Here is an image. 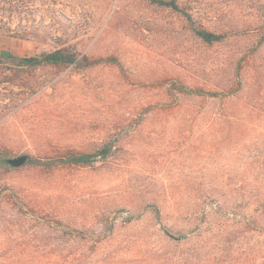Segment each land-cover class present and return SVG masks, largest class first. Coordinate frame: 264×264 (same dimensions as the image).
<instances>
[{"label": "rangeland", "instance_id": "374dc122", "mask_svg": "<svg viewBox=\"0 0 264 264\" xmlns=\"http://www.w3.org/2000/svg\"><path fill=\"white\" fill-rule=\"evenodd\" d=\"M199 3L221 40L152 0H0V151L114 143L86 166L0 159V264H264V8ZM66 46L122 68L18 58Z\"/></svg>", "mask_w": 264, "mask_h": 264}, {"label": "trees", "instance_id": "16d2710c", "mask_svg": "<svg viewBox=\"0 0 264 264\" xmlns=\"http://www.w3.org/2000/svg\"><path fill=\"white\" fill-rule=\"evenodd\" d=\"M152 1L159 5L181 12L182 15H184L186 19L190 22V28L193 30L194 34H196L203 41L207 43H214L217 42L218 40H221L224 37L223 34L220 33L217 34L216 32L205 28L201 24L196 23L193 13L195 7L197 6H194L192 3L198 2V4H200L199 0H152ZM262 1L263 0H259V7H261V9L264 8V1L263 2ZM3 54L7 56H11L10 52L9 53L3 52ZM18 58L20 59V63L22 65H26L30 67H37L43 64H51L56 66L58 65L69 66L74 64L77 67L85 68L92 65L105 63V64H116L122 68L121 64H119L120 63L119 59L113 55L106 57L91 58L87 54H82L81 52H79L74 46H66L62 48H56L51 51H43L38 55L18 56ZM172 85L177 86L176 87L177 91L187 94L206 93L214 97L220 94L219 92H211V91H204L202 89L191 88L183 83L180 84L172 83ZM113 147H114V143H108V144H104L102 147L92 152L76 151L69 149L65 151H59L56 155L50 157L44 156V158L34 157L27 154L28 158L25 161V163H32L36 165L39 164L49 168H56L63 165L86 166L101 159L107 158L109 155L112 154ZM11 158L12 157H10L9 155L4 154L0 151V159H2L3 162H5L8 166H13L9 162V159ZM155 211L157 215L160 213L158 207H155ZM247 220L249 223H251L250 221L256 222L257 217L253 219L248 218ZM237 224H240V222H237ZM186 237L187 236L185 233H181L178 235V238H186Z\"/></svg>", "mask_w": 264, "mask_h": 264}, {"label": "water", "instance_id": "95a60500", "mask_svg": "<svg viewBox=\"0 0 264 264\" xmlns=\"http://www.w3.org/2000/svg\"><path fill=\"white\" fill-rule=\"evenodd\" d=\"M27 158H28V155L23 154V155H20L18 157H14V158L9 159V162L14 166H21L22 164L25 163Z\"/></svg>", "mask_w": 264, "mask_h": 264}]
</instances>
